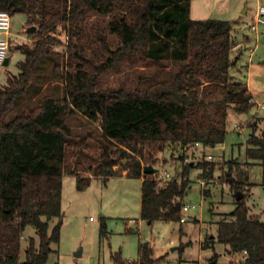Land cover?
<instances>
[{
	"label": "trees",
	"instance_id": "trees-1",
	"mask_svg": "<svg viewBox=\"0 0 264 264\" xmlns=\"http://www.w3.org/2000/svg\"><path fill=\"white\" fill-rule=\"evenodd\" d=\"M189 1L0 0V11L10 16L21 13L26 28H36L27 33L31 43L17 47L23 55L18 72L8 74L0 86V264H45L51 244L60 241L63 174L75 176L79 191L90 184V177L65 170L72 135L65 122L68 113L86 116L101 130L96 175L121 176L126 170L128 178L142 179V221H179L189 181L174 178L159 186L153 174L143 172L152 153L172 145L184 151L197 144L214 148L224 142L229 111L249 113L254 106L247 89L230 74L235 67V23L193 20L188 15ZM90 16L108 18L106 30L118 39L111 49L106 37L99 36L105 53L97 55V61L85 49L84 23ZM58 27L68 34L67 45L73 50L67 58L68 70H61L57 62L53 65L52 77L62 80L61 97L44 93L30 104L24 100L32 89L38 90L35 81L40 69L58 54L54 50L61 43L55 35ZM136 53L149 63L166 61L170 69L139 76V84H145L132 91L100 86L102 74L118 70ZM12 111L16 113L8 116ZM249 127L246 156L263 161L264 130L258 135L256 122ZM234 163L228 161L225 181L235 193V208L215 223V237L202 247L219 242L231 257L247 252L244 260L231 259L228 264H264V222L250 216L245 196L236 200L241 182L231 176ZM117 164L120 170L114 169ZM192 167L186 164L182 173ZM202 169V178L212 176L208 162ZM262 170L264 175V162ZM52 219L57 222L50 229ZM29 226L35 230L38 246L30 238L25 260L20 261L22 234ZM151 254L150 246L140 242L138 260L129 264H153ZM113 257L117 264H127L117 254ZM217 257L213 254L208 264H217Z\"/></svg>",
	"mask_w": 264,
	"mask_h": 264
},
{
	"label": "rangeland",
	"instance_id": "rangeland-1",
	"mask_svg": "<svg viewBox=\"0 0 264 264\" xmlns=\"http://www.w3.org/2000/svg\"><path fill=\"white\" fill-rule=\"evenodd\" d=\"M261 2L262 0H190L188 12L193 20L218 19L235 23L232 38L240 46L233 50L236 70L232 69L230 74L236 82L250 90L256 103L264 102V26L259 28L258 34L252 32L250 26ZM24 21L25 16L21 13L11 16L9 63L0 72V86L5 83L8 74L18 72L17 64L23 59V55L17 47L31 43ZM107 21L108 18L90 16L84 23L88 33L85 49L90 59L97 61V55L105 53L99 36L106 37L111 49L117 45V37L106 30ZM55 35L61 41L54 48L58 54L47 60L40 69L39 78L35 81L38 90L32 89L24 100L30 104L44 93L61 97L62 80L52 77L53 65L57 62L61 70H68L66 62L73 50L67 45L68 34L61 27H58ZM21 37L26 41L20 42ZM250 48H255V51L250 53ZM169 69L170 65L166 61L149 63L140 59V54L136 53L133 59L125 60L118 70L112 69L102 74L98 81L103 88L132 91L145 84H139V76H152ZM15 113L16 111H12L8 116ZM247 114L229 111L224 142L214 148L193 146L184 151L179 146L172 145L162 152L152 153L151 162L145 166H152L157 170L166 169L175 179L188 180L183 203L195 205L196 209L191 211V218L183 224L179 221H155L147 224L140 220L139 180L96 175L98 154L102 148L101 130L96 122L86 116L76 112L68 113L65 122L72 135L66 148L65 170H73L79 176L91 177V180L86 189L79 191L75 176L66 172L63 174L60 241L59 244H51L52 252L45 264H117L113 257L115 254L129 264L138 260L140 242L153 248L152 257L157 259L153 264H208L213 254L218 256L217 264H228L231 259L239 260L241 254L229 256L222 243L215 242L209 248H201V243L215 237V223L235 208V193L225 181L230 160L235 162L231 176L241 182V191L238 193L245 196L244 202L250 209V216L264 222V160H253L246 156L247 139L251 133L249 124L256 122L257 134L260 135L264 130V112L254 104L249 111L253 116L248 119ZM235 125L242 127V130H237ZM204 162H208V168H212V176L203 178L204 190L207 189L210 193L207 196L203 195L202 186L198 182V178H202ZM189 163L193 167L185 175L182 173L183 168ZM114 169L120 170V165L117 164ZM56 222L57 219L50 221V229ZM101 223L104 224V233L100 236ZM30 238L38 246L39 239L35 230L29 226L22 234L20 261L25 260V249ZM171 247L176 250L171 251Z\"/></svg>",
	"mask_w": 264,
	"mask_h": 264
},
{
	"label": "built area",
	"instance_id": "built-area-1",
	"mask_svg": "<svg viewBox=\"0 0 264 264\" xmlns=\"http://www.w3.org/2000/svg\"><path fill=\"white\" fill-rule=\"evenodd\" d=\"M262 26H264V2L263 1L257 6L255 10V13L253 16V22L250 26V30L258 34L259 28ZM10 30H11V16L9 15L8 12L1 10L0 11V72L5 67V60L6 58H8V51H9L8 35L10 33ZM239 46L240 44L238 43L233 48L235 49ZM254 51H255V48L249 49L250 53H253ZM250 102H253L257 106L258 110L264 112V102L256 103V101L253 98L250 99ZM235 128L239 131L242 130V127L238 125H235ZM195 146H200V145L197 144ZM173 179H174V176L166 169H163V170L156 169V171L153 173V180H155L158 183H164V182H167ZM180 181L181 180H178V182ZM210 181L211 180H209V182ZM198 182L201 184V186H205V179L198 178ZM194 209H196L195 205L183 203V205L181 206V210H180L179 222L183 224L188 220V218H191L190 213ZM246 255H247V252L243 251L241 253L240 260H244L246 258Z\"/></svg>",
	"mask_w": 264,
	"mask_h": 264
},
{
	"label": "crops",
	"instance_id": "crops-1",
	"mask_svg": "<svg viewBox=\"0 0 264 264\" xmlns=\"http://www.w3.org/2000/svg\"><path fill=\"white\" fill-rule=\"evenodd\" d=\"M263 1V0H262ZM264 2V1H263ZM24 23H25V21H24ZM23 28H25L24 27V25H23ZM26 31V33H27V30H25ZM263 33H264V29H263ZM264 35V34H263ZM11 37V32L9 33V35H8V39ZM17 38H18V36H17ZM22 38V37H21ZM25 40V38H22V40L20 41V42H23ZM26 41V40H25ZM8 63H9V58H8V62H7V64L5 65V66H7L8 65ZM236 70V68L234 67L233 68V71H235ZM248 92H249V94H250V96L254 99V97H253V95L251 94V92H250V90L248 89L247 90ZM255 100V99H254ZM249 114V113H248ZM248 114H247V116H248ZM253 115H249L248 116V119L250 118V117H252ZM111 177H113V176H111ZM121 177H124V178H128L127 176H126V172L125 171H123L122 172V175H121ZM91 178V177H90ZM110 178V177H109ZM131 179V178H130ZM137 180H139V182H140V187H141V182H142V179L141 178H139V179H137ZM207 190V189H206ZM208 191V190H207ZM202 193H203V195L204 196H207V195H205L204 194V186H202ZM209 193V192H208ZM210 194V193H209ZM140 195H141V192H140ZM141 220V219H140ZM148 224V223H147ZM170 245H172V242H170ZM202 245H203V243H201V248H202ZM151 249H152V254H151V258L154 260V262L155 261H157V259L155 260L152 256H153V254H154V250H153V248L152 247H150ZM171 249V251H174V250H176V248H173V247H171L170 248Z\"/></svg>",
	"mask_w": 264,
	"mask_h": 264
},
{
	"label": "water",
	"instance_id": "water-1",
	"mask_svg": "<svg viewBox=\"0 0 264 264\" xmlns=\"http://www.w3.org/2000/svg\"><path fill=\"white\" fill-rule=\"evenodd\" d=\"M35 26H30V27H28L27 28V33H32V32H34L35 31ZM7 62H8V58H6V60H5V65L7 64ZM250 114H248V116H249ZM156 171V169L155 168H153L152 166H145L144 167V170H143V172L145 173V174H153L154 172ZM242 198V194L241 193H236V200H240ZM80 254H77V256H79Z\"/></svg>",
	"mask_w": 264,
	"mask_h": 264
}]
</instances>
